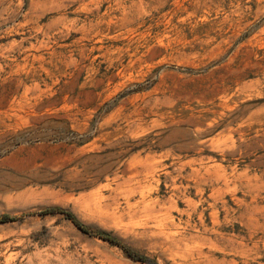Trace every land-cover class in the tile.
<instances>
[{"label": "rangeland", "instance_id": "374dc122", "mask_svg": "<svg viewBox=\"0 0 264 264\" xmlns=\"http://www.w3.org/2000/svg\"><path fill=\"white\" fill-rule=\"evenodd\" d=\"M6 214L0 264H264V0H0Z\"/></svg>", "mask_w": 264, "mask_h": 264}, {"label": "trees", "instance_id": "16d2710c", "mask_svg": "<svg viewBox=\"0 0 264 264\" xmlns=\"http://www.w3.org/2000/svg\"><path fill=\"white\" fill-rule=\"evenodd\" d=\"M53 211L54 210H47L45 212L47 213V212H53ZM58 211L64 212L68 216V218L72 219L73 222L79 228H81L84 232L91 233L90 229L87 226H85L72 212L65 211L63 209H58ZM14 219H15V217H12V216L7 215V214L0 216V222H6V221L14 220ZM97 235L102 237V238H104V239H107V240H109V241H111L113 243L120 244V241L116 237H114L113 235H111V234H109L107 232H98ZM126 250L133 258L139 259V260H142V261L146 260V257L137 254L135 251H132L130 249H126Z\"/></svg>", "mask_w": 264, "mask_h": 264}]
</instances>
